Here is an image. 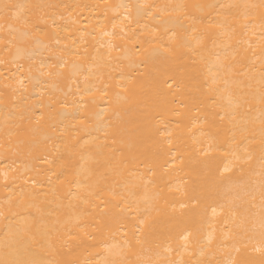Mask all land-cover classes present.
Masks as SVG:
<instances>
[{"label":"bare ground","instance_id":"6f19581e","mask_svg":"<svg viewBox=\"0 0 264 264\" xmlns=\"http://www.w3.org/2000/svg\"><path fill=\"white\" fill-rule=\"evenodd\" d=\"M0 264H264V0H0Z\"/></svg>","mask_w":264,"mask_h":264}]
</instances>
